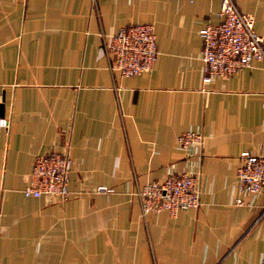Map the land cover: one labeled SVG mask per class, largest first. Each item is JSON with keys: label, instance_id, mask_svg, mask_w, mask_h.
I'll use <instances>...</instances> for the list:
<instances>
[{"label": "crops", "instance_id": "0c3cea01", "mask_svg": "<svg viewBox=\"0 0 264 264\" xmlns=\"http://www.w3.org/2000/svg\"><path fill=\"white\" fill-rule=\"evenodd\" d=\"M234 1L264 46V0ZM218 9L0 0V264H259L264 185L239 192L236 170L241 151L264 155V62L203 81L198 31ZM135 23L152 25L157 57L122 76L103 39ZM186 130L202 143L177 144ZM65 149L68 196L24 195L35 157ZM168 173L195 175L199 205L143 214L136 184Z\"/></svg>", "mask_w": 264, "mask_h": 264}, {"label": "built area", "instance_id": "2783aa9c", "mask_svg": "<svg viewBox=\"0 0 264 264\" xmlns=\"http://www.w3.org/2000/svg\"><path fill=\"white\" fill-rule=\"evenodd\" d=\"M92 3L95 5L96 0ZM216 15L220 22L207 23L198 31L202 41L200 59L205 82L216 77H228L253 61L264 62L263 37L253 28L252 14L241 11L234 0H219ZM103 46L108 55L114 56L111 68L117 69L122 76L150 70L157 57L156 36L150 23L124 25L107 41L103 39ZM0 127H9L8 117L0 116ZM176 142L183 148L200 145L202 134L192 130L182 131L177 135ZM71 166L68 149L37 155L28 181L21 189L23 194L66 198ZM236 174L239 192L259 190L264 185V155L241 151ZM96 188L107 189L104 184ZM132 192L137 195L143 214L149 210L175 212L200 203L196 177L189 173H168L161 179L136 184ZM235 201L241 203L242 198L237 196ZM259 264H264V253Z\"/></svg>", "mask_w": 264, "mask_h": 264}, {"label": "water", "instance_id": "95a60500", "mask_svg": "<svg viewBox=\"0 0 264 264\" xmlns=\"http://www.w3.org/2000/svg\"><path fill=\"white\" fill-rule=\"evenodd\" d=\"M0 115H2V112L0 111Z\"/></svg>", "mask_w": 264, "mask_h": 264}]
</instances>
